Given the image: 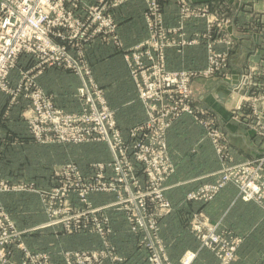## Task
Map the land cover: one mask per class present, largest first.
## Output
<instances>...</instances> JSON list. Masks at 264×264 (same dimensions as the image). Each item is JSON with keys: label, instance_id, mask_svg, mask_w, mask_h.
Listing matches in <instances>:
<instances>
[{"label": "rangeland", "instance_id": "1", "mask_svg": "<svg viewBox=\"0 0 264 264\" xmlns=\"http://www.w3.org/2000/svg\"><path fill=\"white\" fill-rule=\"evenodd\" d=\"M115 1L77 0L76 5L71 2L68 10L78 24L89 23L85 34L76 24L54 27L53 43L64 47V52L21 53L0 84V127L21 129L24 134L16 138L28 139V144L16 142L10 145L11 150L7 151L4 145L0 151L4 157L0 167V218L20 231L6 249L16 259L28 253L31 264H184L191 253L194 257L189 264H194L203 251L208 252L205 256L209 264H231L239 256L243 235L222 228L200 212L183 216L190 235L183 233V251L178 258L171 256L173 249L177 252L180 240L174 242L172 231L162 227L173 209L166 189L176 170L167 135L185 115L205 129L218 158L224 161L217 178L205 183L217 182L224 170L236 171L239 165L264 153V83L254 77L260 73L248 71L235 82L230 70L235 39L228 27L233 16L248 7L245 5L251 0H187L207 5L185 22L179 13L183 0H156L162 11L158 17L152 0H142L145 36L139 41L125 36L137 26L129 18L136 11L132 5L137 0ZM164 2H173L177 7L175 25L166 23ZM99 10L110 15L111 23L102 32L92 34L98 24L91 22ZM195 19L203 30L191 34L186 28ZM160 25L176 30L171 34L167 31L166 37L159 33L153 39L151 34L161 30ZM150 38L152 47L166 49L165 56L141 54ZM96 43H113L122 50L124 77L123 73H106L104 61L97 63L99 69L95 71L91 50ZM198 45L204 52L196 57L199 66H172L177 58L168 57L169 49L182 54L186 47ZM96 54L101 58V51ZM209 64L214 72L190 75L182 85L189 68L202 70ZM47 71L53 74L48 80L56 84L52 91H46L39 82ZM213 77L230 79L226 84L231 99L229 121L254 131L262 146L259 155L234 159L228 132L210 107L197 101L194 81ZM123 79L131 82L123 84ZM110 80L121 83L108 88L106 81ZM57 90L63 91L64 97L53 95ZM162 141L167 148H162ZM42 174L43 179L38 178ZM228 184L234 185L238 197L243 199L239 187L229 182L211 200ZM200 185L187 192V201H204L188 198ZM245 201L255 202L264 212L263 202ZM210 227L222 237L221 248H213L202 238ZM37 230L44 235L53 234L62 244L55 247L50 243L52 246L46 249L27 246L25 236ZM34 241L29 240L32 246L36 245ZM195 242V246L187 247ZM232 242L238 243L235 256L223 263L219 253Z\"/></svg>", "mask_w": 264, "mask_h": 264}, {"label": "crops", "instance_id": "2", "mask_svg": "<svg viewBox=\"0 0 264 264\" xmlns=\"http://www.w3.org/2000/svg\"><path fill=\"white\" fill-rule=\"evenodd\" d=\"M204 0H194L198 3ZM249 1V0H247ZM132 5L136 9L129 18L137 26L131 28V32H125V36L132 40L144 39L145 33L141 23L142 19V0H137ZM238 4V3H237ZM240 9L238 15H234L228 31L233 33L234 48L231 52L230 70L231 76L235 82H239L242 75L248 71L256 73L255 80L264 83V0H251ZM176 5L173 2H164V9L167 15L166 23L168 25H175L177 23ZM231 27V30H230ZM189 33L203 30V25L198 19L190 21L186 28ZM121 36L124 37L123 30ZM131 44V43H129ZM101 51V58H97L96 51ZM184 53H177L176 49L168 50V57H176L177 61L174 67H196L199 66L197 56L202 55V45L192 48L186 47ZM92 56L95 58V71H98V62L104 61L106 65V73H123L124 77V62L122 50L111 44H94L92 47ZM181 52V51H179ZM203 52V53H202ZM179 57V59H178ZM99 59V61H97ZM250 67V68H249ZM251 69V70H250ZM52 72L47 71L41 75L39 82L41 86L47 91H52L54 85L53 81L48 80L52 76ZM230 80V79H229ZM225 77H213L212 79H202L194 81V91L197 92V101L207 105L215 113L218 122L228 132L234 159H241L243 157H255L262 152V146L258 142L254 131L251 129H244L236 122L229 121L230 118V92L226 88L229 82ZM131 82L128 79H123V84ZM121 81L110 80L106 81V87L114 88L119 85ZM227 84V85H226ZM53 94V93H52ZM53 95L57 98L64 97V92L57 90ZM124 96V104L125 103ZM137 103L139 101L137 100ZM137 111L139 110V104ZM140 117L143 113V106L140 103ZM139 115V112H138ZM138 119V118H137ZM22 132V133H21ZM25 131L19 129L1 128L0 127V151L5 145L7 151L11 150V144L20 142L28 144L26 138L21 137ZM25 134L24 136H26ZM7 138V140L4 139ZM168 144L172 153L173 160L176 165L175 172L168 179V187L166 193L173 202V209L165 218L164 230L172 231V236L179 241L177 245V252L172 250V258H178L183 251L181 239L183 233L188 232L189 226L183 222V216L188 217L192 213L200 212L205 214L206 219L211 218L213 222H219L222 228L232 230L234 233L243 235L244 240L242 247L239 250V256L231 264H264V212L257 208L253 201H245L238 197L237 189L234 185L228 184L213 200L205 201H187L186 194L188 191L205 182L214 181L218 172L223 165V160L219 159L214 147L208 138L206 131L200 125L194 124L188 115L176 121L167 135ZM6 141V142H5ZM4 157L0 152V167L3 164ZM43 179V174L41 177ZM208 215V216H207ZM184 217V218H185ZM187 221V220H186ZM167 228V229H166ZM189 234V232H188ZM46 235V236H45ZM42 234L39 230L35 231L31 236H25L26 245L33 248L46 249L55 245V247L62 244L53 234ZM190 235V234H189ZM50 236V237H49ZM171 236V237H172ZM170 238V237H169ZM29 240H36L35 246H32ZM52 240V241H50ZM172 240V239H171ZM172 240V241H173ZM193 240V236H192ZM50 241V242H49ZM52 243V245H49ZM174 244V243H173ZM195 243L187 247H193ZM171 248L173 245L171 244ZM180 248V249H179ZM17 250V256L20 254ZM208 252L203 251L197 258L194 264H209L206 259Z\"/></svg>", "mask_w": 264, "mask_h": 264}, {"label": "built area", "instance_id": "3", "mask_svg": "<svg viewBox=\"0 0 264 264\" xmlns=\"http://www.w3.org/2000/svg\"><path fill=\"white\" fill-rule=\"evenodd\" d=\"M121 1L122 0H116L115 3ZM71 2H73V5L77 4V0H0V84L9 75L12 63L15 62L16 58L21 53L26 52L30 54H38L44 52L49 54L52 50H57L61 53L64 52V47L53 43L51 32L56 26L66 25L72 27L75 24L79 25L78 20L73 18V13L68 10ZM200 4L183 0L180 5L181 12L179 13H181L182 18H185L184 22L192 15H198L199 10L203 11L206 7L205 5H207L204 3ZM151 6L155 8L154 10H156L157 17L159 14H162V11L160 12L161 8H159L160 6L156 0L151 1ZM159 20L160 24H162V18H159ZM91 23L98 24V26L93 29L92 33L96 34L97 32H102L105 29V26L110 25L111 17L108 14L104 15L103 12L99 10V12L94 15ZM88 24L82 23L79 25V28L82 30V35H84L89 29ZM160 28L161 30L151 34L153 39H157L156 37L159 36V33L166 34L164 35L166 37L168 34H171L172 30H176V27L171 26L165 28L160 25ZM167 31L169 32L168 34ZM212 32L213 31L208 33V36H210ZM150 40L151 38L149 39L148 47L146 49H141V54L149 57H155L156 54L165 56L164 52L166 49H158L159 46L157 45L152 47ZM225 54L226 52L222 56L223 60ZM52 55H55V53ZM153 66L156 67V65ZM214 70L213 65L210 64L207 68L202 70L189 68L185 79L182 80L181 83L182 85L187 83L190 75L192 77L197 73L206 74L214 72ZM153 84V82H150V85ZM152 87L156 86L153 85ZM161 143L162 148H167L165 141H162ZM236 168V171L227 170L225 172L224 170L222 176L217 182L200 185L197 190L188 194V198L209 201L226 183L233 182L239 187V192L243 199L256 200L264 203V153L262 152L261 155L250 161V163H244ZM237 172H243L246 174L240 176V173ZM19 233L20 231L10 227L2 217L0 218V264L32 263L29 261L28 253L22 258L16 259L11 250L6 249L7 243L15 240ZM202 238L213 248H221V246L224 245L222 237L214 227H210L208 232L202 235ZM225 246V248H222L224 249L223 253L218 251L220 252L219 257L223 263L230 262L234 258L238 243L232 242ZM193 257L194 253L187 256L184 264H189V262L193 260ZM68 263L70 264L69 261Z\"/></svg>", "mask_w": 264, "mask_h": 264}, {"label": "water", "instance_id": "4", "mask_svg": "<svg viewBox=\"0 0 264 264\" xmlns=\"http://www.w3.org/2000/svg\"><path fill=\"white\" fill-rule=\"evenodd\" d=\"M230 30H231V27H230Z\"/></svg>", "mask_w": 264, "mask_h": 264}]
</instances>
